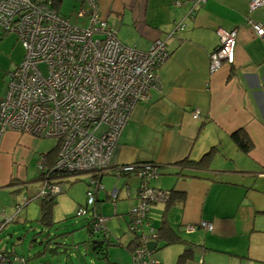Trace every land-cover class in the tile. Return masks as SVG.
Masks as SVG:
<instances>
[{
	"label": "crops",
	"instance_id": "obj_1",
	"mask_svg": "<svg viewBox=\"0 0 264 264\" xmlns=\"http://www.w3.org/2000/svg\"><path fill=\"white\" fill-rule=\"evenodd\" d=\"M96 3L100 17L113 27L123 46L146 52L156 41H162L167 52L157 86L149 90L145 102L132 110L111 160L113 168L157 164L159 176L149 186L171 192L166 204L151 206L148 214H155V218L159 215L160 227L155 230L147 216L149 227H143L142 233H159L162 228L166 239L174 235L177 242L167 245L159 238L150 264H179L184 251L191 252V256L181 264H264V36H255L245 22L249 18L264 28V8L251 12L248 0ZM54 7L58 13L72 16L85 3L54 0ZM233 30L237 32L233 63L210 73L208 58L218 45L219 32ZM5 90L0 92V99ZM193 110L199 112L200 119L192 118ZM236 133L244 134L251 143L249 153L237 149L232 138ZM31 139L7 132L1 140L2 215L6 214L4 208L13 204L8 199L32 196L34 201L42 188L41 178L22 182L16 171L19 157L24 163L29 156L27 151L19 152L18 147L23 145L29 150ZM53 149L37 151L38 156L42 159ZM206 154L210 156L206 167H202L198 162ZM81 178L85 177L66 178L62 189L65 183L72 186ZM29 184L37 187L27 190ZM139 185L137 178L118 176L113 171L104 174L93 190L96 210L104 217L107 202L112 200L110 194L116 192L112 210H122L124 216L116 203L124 202L122 198L126 197L128 209L136 207ZM61 194L55 197L59 205L70 203L74 210L84 206L79 204L76 192ZM56 210H51V221ZM201 222L210 224L213 230L185 232V226ZM105 239V244L111 243L109 231ZM132 241L125 246L130 255Z\"/></svg>",
	"mask_w": 264,
	"mask_h": 264
},
{
	"label": "built area",
	"instance_id": "obj_2",
	"mask_svg": "<svg viewBox=\"0 0 264 264\" xmlns=\"http://www.w3.org/2000/svg\"><path fill=\"white\" fill-rule=\"evenodd\" d=\"M202 3L205 0H196ZM76 16L86 27L72 26L59 15L52 1L0 0V38L14 35L24 50L22 62L7 75L6 90L0 99V143L7 132L55 141L56 157L51 167L38 163L42 188L38 201L61 194L60 184L68 177H85L89 190L76 218L89 220V231L97 238L108 235L106 220L95 207L99 178L113 171L118 176L140 181L138 204L129 213L128 230L135 235L133 264H150L146 244L158 241L147 216L156 204H166L169 192L152 189L158 178L157 165L128 164L113 168L117 140L134 107L148 99L158 84L159 70L167 58L165 43L156 41L142 52L123 46L115 31L98 12L96 0H84ZM251 12L264 8V0H249ZM246 24L263 38L261 24L247 18ZM180 29V27L178 28ZM236 32H219L217 47L208 58L210 73L234 61ZM200 119L197 110L191 111ZM116 199V192L110 194ZM31 200L25 198L27 204ZM18 212V211H17ZM0 232L10 223L0 214ZM198 229L211 232L205 222L185 226L186 233ZM22 259L0 252V264H21ZM199 264H203L200 262Z\"/></svg>",
	"mask_w": 264,
	"mask_h": 264
},
{
	"label": "rangeland",
	"instance_id": "obj_3",
	"mask_svg": "<svg viewBox=\"0 0 264 264\" xmlns=\"http://www.w3.org/2000/svg\"><path fill=\"white\" fill-rule=\"evenodd\" d=\"M59 15L68 19L72 26L80 28L87 26V22L78 19L76 13L70 16L68 13L64 14L60 12ZM250 31L255 35L253 30L250 29ZM23 57L24 50L16 36L7 35L0 38V92L5 90L8 73L12 72L20 62H22ZM22 138H25V136H22ZM30 138L33 139V143L29 147V150L23 145L18 147L19 152H29L28 158L24 163L20 162V157L16 161V171L19 172L22 182L27 183L40 179L41 171L38 167V163L41 157H39L38 154L41 151L47 152L55 146V141L52 139ZM37 151L39 153H37ZM69 182L74 183L75 181L70 180ZM25 187L26 189L28 188L27 190H30L29 188H36L37 186L29 184ZM60 188L62 192H76L79 204L85 205L86 193L90 189L87 186L85 178L78 179L72 186H69V183H65L63 189L60 184ZM124 194L126 196V192H124ZM62 195L63 194H61V196ZM25 198L32 199V196L21 197L19 200L17 198L14 200H11V198L7 200L10 202L13 201V204L10 207L4 208L6 212L4 217L6 219L14 218V222L11 224L8 223L0 232V252L14 253L20 259H24V262L21 264H105V260L102 259L101 256L105 253L110 263L133 264L131 255L125 249L128 241L135 238V235L128 230L130 220L128 214L131 210L128 209L129 200H127L126 197L122 198L124 202L117 201L116 203L119 209L122 207L124 216L120 214L122 210H117V212L112 210L114 206L113 203L116 202L115 200H109V202H107L108 206L105 209L106 213H103V215L107 220L105 227L111 234V243L103 245L100 249L101 251L97 253L92 251L90 247V242L96 239L97 236L88 233L89 220L85 217L76 218V212L80 206H77V209L74 210V206L70 203H66V205H64V203L60 205L56 203L53 207V209L57 208V210L55 213H52V225L50 227H44L38 222V217L40 216L38 204L40 202L31 200L26 204L24 202ZM19 213L20 215H17ZM26 214L28 215L27 217ZM112 215L115 216L112 217ZM149 219L151 226L157 230L160 227L159 215L155 218V214H150ZM47 235H49V238L57 237L58 240L61 239L59 242L67 244L68 252L65 255L53 257L43 254L39 258L33 259L35 253L43 251V246L39 244L40 242H44ZM143 235L148 236L145 234ZM118 242L121 243L122 246H117L116 243ZM151 257H153V255L149 257V261H152Z\"/></svg>",
	"mask_w": 264,
	"mask_h": 264
},
{
	"label": "trees",
	"instance_id": "obj_4",
	"mask_svg": "<svg viewBox=\"0 0 264 264\" xmlns=\"http://www.w3.org/2000/svg\"><path fill=\"white\" fill-rule=\"evenodd\" d=\"M38 1L39 2L52 1V7L55 9V7H54V0H38ZM248 2H249V0H248ZM198 4H200V3H198ZM81 20H83V19H81ZM233 31L236 32V30H233ZM230 32H232V31H230ZM232 138H233V141L235 142V144L237 146V149L239 151H241L244 154H247V153H249L251 151V148H252L251 143L249 142V140L246 138V136L244 134L236 133L235 135L232 136ZM209 156H210V154L209 155L208 154L204 155L203 158L198 162V164L200 166H202V167H206V164L208 162ZM55 157H56V148H54L53 151L50 154H46L45 156H43L42 159L45 161V168L46 169L49 168V167H51L53 165L54 160H55ZM151 164H155V163H151ZM155 165H157V164H155ZM157 168H160V167L157 165ZM170 195H171V192H169V199H168V201L171 198ZM29 200H32V199H29ZM39 202H40V206H39V210H40V220H39V222L44 227H50L52 225L51 224V210H52V208L54 207V205L56 203L55 202V197H49L48 196V198L46 200H40ZM13 222L14 221H10L9 224H11ZM163 231H164V229H162V228L159 230L158 239L159 238H162L163 240H165V244H167V245L170 244V243H172V242L175 243V241L177 242V240H175L176 237L174 235L171 238L166 239L161 234V232H163ZM88 233L90 234V231ZM106 237H104L102 239L103 245L106 243L105 242L106 241V239H105ZM135 239H133V241H132L133 243H134ZM101 247H99V248L91 247V249L94 250L95 253H97V252H100L101 251L100 250ZM130 248H131L130 253H132L134 246L133 247L131 246ZM1 253H6V252H1ZM8 256L11 257V258L17 257V255H15L13 253H10V254L8 253ZM187 256H191V252L184 251L183 254L180 256L179 264H181L182 261H184V259H186ZM103 259L105 260V264H112V263H109L107 261L106 253L104 254V258Z\"/></svg>",
	"mask_w": 264,
	"mask_h": 264
},
{
	"label": "water",
	"instance_id": "obj_5",
	"mask_svg": "<svg viewBox=\"0 0 264 264\" xmlns=\"http://www.w3.org/2000/svg\"><path fill=\"white\" fill-rule=\"evenodd\" d=\"M57 237L49 238V235H47L44 239V242H40V246H43V251L35 253L33 255V259L41 257L43 254H47L49 256H59V255H65L68 252L67 244L60 243L57 241ZM103 246L102 240H92L90 242V247L99 248ZM157 246V242H148L146 244L147 250L152 253L154 252V249ZM18 257V256H17ZM24 262V259H22ZM22 262V263H23ZM26 263V262H25ZM48 264V263H45Z\"/></svg>",
	"mask_w": 264,
	"mask_h": 264
},
{
	"label": "flooded vegetation",
	"instance_id": "obj_6",
	"mask_svg": "<svg viewBox=\"0 0 264 264\" xmlns=\"http://www.w3.org/2000/svg\"><path fill=\"white\" fill-rule=\"evenodd\" d=\"M94 240H100V239H97V238H96V239H94Z\"/></svg>",
	"mask_w": 264,
	"mask_h": 264
}]
</instances>
